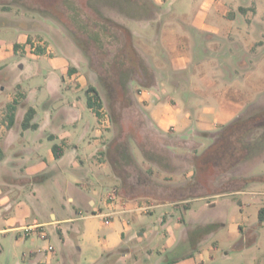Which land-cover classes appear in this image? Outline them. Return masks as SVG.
Segmentation results:
<instances>
[{
	"label": "rangeland",
	"instance_id": "1",
	"mask_svg": "<svg viewBox=\"0 0 264 264\" xmlns=\"http://www.w3.org/2000/svg\"><path fill=\"white\" fill-rule=\"evenodd\" d=\"M252 2L0 0V24L10 26L0 32V47L9 46L17 39L18 31H24L32 47L36 41H43L40 44L50 45L54 54L63 50L73 54L85 88H96L102 102L101 119L108 125L104 128L108 137L101 157L106 164L98 172L92 167L94 158L88 160L85 167L90 171L82 177L80 186L89 188L84 192L95 200L96 209L100 198L106 197L112 187L117 188L121 199L122 194L141 207L140 212L114 214L110 223L119 222L120 216L129 220L134 237L129 234L123 245L134 247L139 256L152 250L147 264H157L158 251L164 259H173L183 257L188 250L196 256L213 248L217 249L214 261L205 264H264V221L257 218L259 208L264 206V147L244 146L262 128L246 136H242L241 126L226 130L237 117L264 106L263 48L253 61L241 45L238 57L229 60L225 56L232 47L228 36L239 41L261 38L262 33L249 30L253 12L238 10ZM126 8L133 15H128ZM19 58L11 55L3 63H15ZM27 60L33 74L39 67L42 71L33 78L23 75L24 83H43L48 71L46 63L39 58ZM247 72H254L251 79ZM65 98L83 107L79 125L96 124L83 92L69 91ZM38 103L40 110L45 104L58 109L63 101L47 99L42 90ZM160 103L177 105L195 121L182 134L178 133L180 120L170 127L161 126L154 120ZM258 123L256 120L252 124ZM217 141L216 151L208 150ZM98 148L100 145L96 151ZM205 167L208 168L202 170ZM65 177L77 178L71 172ZM57 187L48 203L55 212L65 207L70 213L73 207L67 201L68 193L63 184ZM2 188L7 192V187ZM9 190L10 203L0 206V229L9 226L8 219L17 218V200L23 201L31 218H41L48 209L39 192L30 198L28 188ZM82 212L99 223L100 217L84 209ZM216 219H221L222 224L198 230L203 235L200 242L177 245L185 230L193 234L198 223ZM109 229L104 225L98 234L104 238ZM50 230H42L44 237L36 230L0 232V264H31V249L39 251L34 264H58L53 257L61 259L63 243L57 231ZM248 230L255 233L256 240L245 245L243 237ZM80 237L75 239V245L81 248V255L72 264H91L86 259L97 254L99 245L83 242ZM111 256L109 264L131 263V256Z\"/></svg>",
	"mask_w": 264,
	"mask_h": 264
},
{
	"label": "crops",
	"instance_id": "2",
	"mask_svg": "<svg viewBox=\"0 0 264 264\" xmlns=\"http://www.w3.org/2000/svg\"><path fill=\"white\" fill-rule=\"evenodd\" d=\"M239 7L244 6L241 5ZM263 7V0H253L249 6H245L246 12H253L252 21L248 23L249 30L262 33L260 36L262 41L260 39L239 41L234 37L228 36L232 47L229 48L228 52H225V56L229 60H232L234 56L238 57L239 53H241L238 45L247 49L246 53L252 61L259 50L262 48L264 50ZM6 25V23L0 24L1 33L5 28H10V26ZM202 26L201 24L200 27L202 28ZM18 33L19 35L13 43L7 47H0V180H2L0 182V206L10 203L8 195L10 188H28L32 194L30 198L36 196L37 192L44 195V201L48 205V209L44 211L41 218L37 216L31 218L30 211L25 208L26 205H24L23 201L17 200L15 204L19 209L17 218L8 219L10 222L9 226L1 228L0 232L12 231L18 233L23 231L25 227L33 225L39 226L36 231H42L45 227H50V232L56 230L63 243L60 250L61 259H58L56 255L53 257L59 262L58 264H72L73 261L79 259L81 255L79 249L81 248L79 246L76 248L75 245V239L78 238V235L79 239L81 238L80 236H83V242L90 241L100 247H98L99 251L93 258L86 259V262L91 264H109L107 262L114 253H120L124 258L131 256L130 264L149 263L153 256L152 250H147L146 254L139 256L140 252L134 247L123 245L132 230L129 220H124L120 216L119 222L112 221V223L105 224L98 211L109 210L111 205L105 202V197L103 196L100 198L101 204L96 209L95 200L84 192L88 191L89 188L80 186L83 183L82 177L87 176L90 171V168L85 167L88 160L94 158L92 167L98 172L106 164L101 157L107 144L105 140L108 137L104 128L108 125H105L106 121L102 120L101 117L98 118L87 104L86 106L97 120L96 124L87 122L79 125L83 107L81 104L76 106L74 101L65 98L69 91L83 92L85 94V82L77 72V63L74 61V55L63 52L64 50L59 54H54V50H51L52 47L50 45L47 43L40 44L43 41H36V46L32 47L29 35L24 31H18ZM15 44L18 45L17 48L14 47ZM39 45L43 47V52H36L35 48ZM58 47L60 50L62 49L61 46ZM11 55H16L20 58L15 63H3ZM35 58L42 59L48 66V71L43 78V83L25 84L22 78L23 75H29L28 78H33L36 74L41 75L42 69L40 67L37 73L33 74L32 66L29 65L30 63L27 60ZM197 66H199V63ZM234 74L237 79L238 68L234 70ZM253 75L254 72H251L250 75H247V78L251 79ZM42 90L47 94V99L61 98L63 104L58 109H55L50 104H45L40 110L38 102ZM193 93L197 94L195 91ZM78 98L80 99L81 97L79 96ZM14 99L19 101V105L15 111L13 122L10 124L6 105ZM191 100H194L193 97H191ZM27 107H32L35 110L32 123L37 124L36 129H23L21 126ZM52 109L55 111L53 112ZM183 111L177 105L173 107L170 104V107H167L164 103H160L156 107L155 112H157V115L156 117L154 116V120L161 126L167 124V127L180 120L179 123L182 124V127L178 129L180 130L178 133L182 134L187 126L192 121H195ZM222 113L225 115L226 112L223 111ZM201 122L197 121L199 124ZM54 144L59 145L63 151L58 158H56L52 149ZM99 145L100 148L96 151ZM25 169L29 170V172H25ZM67 172H71L77 178L67 179L65 177ZM58 183L63 184L68 193L67 201L73 207L70 213L65 210V207L55 212L54 206L48 203L54 198L53 193L58 191ZM2 186L8 188L7 192L4 191ZM121 197L126 201V206H121L117 203L113 207L117 213L124 215L129 212H140L141 207L136 202L127 200L126 196L122 194ZM176 204L178 203L173 205ZM23 205L24 208L22 209ZM261 207L264 208V206ZM83 209L93 213L92 216L94 217H100L99 223H94L89 219L90 217L82 215ZM30 218L31 220L29 221ZM165 218L166 216H163V221ZM222 222L221 219H216L198 223L196 225L197 230H194L195 233H190V229L185 230L177 245L186 241H189V243L200 242L203 239V235L198 230L212 228L222 224ZM104 225H109L110 229L104 238H101L98 232ZM143 230L144 226L141 227V232ZM131 237L133 238L134 235L130 234ZM243 240L245 245H248L255 242L256 235L248 230ZM164 249L166 251V248ZM173 250H176V248H173ZM173 250L172 252H174ZM216 250L215 248L213 250H202L201 252H196V256L194 252L188 250L183 257L173 259H164L161 256V252L158 251L160 256L156 258V263L205 264L214 261V251ZM38 252L34 249L30 250V255L34 259L31 264H34L37 260ZM167 252L170 253V249ZM253 264H256V262H253Z\"/></svg>",
	"mask_w": 264,
	"mask_h": 264
},
{
	"label": "trees",
	"instance_id": "3",
	"mask_svg": "<svg viewBox=\"0 0 264 264\" xmlns=\"http://www.w3.org/2000/svg\"><path fill=\"white\" fill-rule=\"evenodd\" d=\"M238 10L240 12H246V8L245 7H239ZM125 12L128 15H133V13L131 12V10L129 8L125 9ZM30 40V39H29ZM77 45H79L78 41L75 40ZM80 46V45H79ZM15 48L18 47L17 44H15L14 46ZM36 52H43V47H41L40 45L37 46L35 48ZM71 71V70H70ZM85 96H86V104L87 106L94 112V114L99 118L101 117V108H102V102L99 98V95L97 93V90L94 86L92 85H88L87 88L85 89ZM19 105V101L17 100H13L9 103H7L6 105V111H7V116L9 119V123L11 124L13 122L14 119V114L15 111L17 109V106ZM34 114H35V110L32 107H27L26 112L24 114L21 126L23 129H36L37 128V124L36 123H32V120L34 118ZM264 106H262L261 108H258L256 110H251L249 111L248 115H243V117H237L235 120H233L230 124H228L226 126V130L227 129H235V127L237 128V126H241L242 129H244V131L242 132V136H246L248 134H252L254 133L257 129L262 128V132L260 134H258L256 136V138H254V142L253 141H249L248 143H244L245 148L248 147H254V145H260L261 147H264ZM259 120V123L255 126L254 124H252L254 121ZM252 124L251 126H246ZM231 133V132H229ZM219 142H214L208 150H210L211 152L216 151L217 147H219ZM52 149L55 153L56 158L60 157L62 154V148L57 145L54 144L52 146ZM248 158V157H246ZM208 167L202 168V170L207 169ZM258 219L260 222L264 221V208L261 207L258 210Z\"/></svg>",
	"mask_w": 264,
	"mask_h": 264
},
{
	"label": "built area",
	"instance_id": "4",
	"mask_svg": "<svg viewBox=\"0 0 264 264\" xmlns=\"http://www.w3.org/2000/svg\"><path fill=\"white\" fill-rule=\"evenodd\" d=\"M105 202L109 205H111V207L109 208V210L105 213H99L101 216H102V220L105 224H109L112 220V217L114 214L117 213V211L113 208L115 207V205L117 203H119L121 206H126V201L122 200L120 197H119V194H118V191H117V188L116 187H112L111 190L109 191V193L107 194V196L105 197ZM39 226L38 225H33V226H28V227H25L24 230L26 231H35ZM40 234L41 236H45V234L40 231ZM49 249L51 250L52 247L49 246Z\"/></svg>",
	"mask_w": 264,
	"mask_h": 264
}]
</instances>
